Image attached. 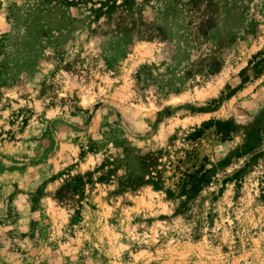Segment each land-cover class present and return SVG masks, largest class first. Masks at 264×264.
<instances>
[{"label": "rangeland", "instance_id": "1", "mask_svg": "<svg viewBox=\"0 0 264 264\" xmlns=\"http://www.w3.org/2000/svg\"><path fill=\"white\" fill-rule=\"evenodd\" d=\"M36 2L0 0V264H264V0Z\"/></svg>", "mask_w": 264, "mask_h": 264}, {"label": "trees", "instance_id": "2", "mask_svg": "<svg viewBox=\"0 0 264 264\" xmlns=\"http://www.w3.org/2000/svg\"><path fill=\"white\" fill-rule=\"evenodd\" d=\"M36 7L43 9L44 12L52 11L60 13L64 10L78 7L80 5L90 4V11L95 14V16L100 15H111L114 10L119 7L128 10L134 0H36ZM264 72V50L263 52H258L252 60L249 61L248 66L241 71L242 82L248 81L251 78H257ZM207 123L203 126L206 127ZM216 130L222 136V138H227L234 128L231 121H215L214 123ZM200 130L193 134L194 137H198ZM128 154V152H126ZM136 156V157H135ZM130 157L136 160L142 155H136L134 153L125 156L127 162L130 161ZM152 156L147 155L146 161H151ZM135 162V161H134ZM145 165V164H144ZM142 168L141 166H138ZM130 171V170H129ZM207 182V170L204 169L202 165L194 168L193 170L187 169L183 173L181 178L180 189L181 191H188L190 193L200 191L204 183Z\"/></svg>", "mask_w": 264, "mask_h": 264}]
</instances>
